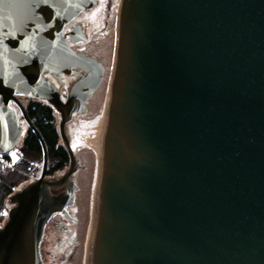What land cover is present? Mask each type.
I'll list each match as a JSON object with an SVG mask.
<instances>
[{
    "label": "water",
    "instance_id": "obj_1",
    "mask_svg": "<svg viewBox=\"0 0 264 264\" xmlns=\"http://www.w3.org/2000/svg\"><path fill=\"white\" fill-rule=\"evenodd\" d=\"M110 1L84 13L88 54L90 44L107 49ZM96 3L0 0V155L22 140L13 104L45 151L41 176L9 199L0 264H43L49 220L74 203L75 156L77 202L94 211L88 264H264V0H121L94 95L93 209L84 115L68 128L71 145L65 126L86 112L103 66L74 53L63 29ZM73 68L87 72L85 92L64 103L44 75ZM20 96L62 115L71 167L61 178L47 176Z\"/></svg>",
    "mask_w": 264,
    "mask_h": 264
},
{
    "label": "flooded vegetation",
    "instance_id": "obj_2",
    "mask_svg": "<svg viewBox=\"0 0 264 264\" xmlns=\"http://www.w3.org/2000/svg\"><path fill=\"white\" fill-rule=\"evenodd\" d=\"M98 1L99 0H97L96 5L93 6L92 8L80 12L76 17H74L70 22H68L63 29V36L66 39V42L68 46L70 47V49L74 53L92 57V58L94 57L89 55L88 53H86L80 48L81 45L85 44L88 41L87 25L83 23L82 20H83L84 13L96 7L98 4ZM102 66H103L102 79L97 89L86 100V103H85L86 112L88 110V107L91 104L92 98L98 92V90L101 88L103 84L104 76H105V68L103 64ZM44 78L48 80L57 89V91L60 94L61 100L64 103H66L72 91L77 92V90H79V92H85L83 85H86L87 83L88 74L86 71H84L81 68H73L70 71V73H65V74L58 75V76L53 75V74H46L44 75ZM19 100L24 106L26 112H27V108L29 107L30 103L34 101L43 102L49 107H51L54 111L57 124H58V129L60 132V123L62 121V115L58 113L49 103L45 101H41L36 98L26 97V96H20ZM13 105L17 107L16 109L18 110L20 114L21 125L22 123H25L27 125V129L30 128L25 118L23 117V114L20 108L16 104H13ZM97 106H99L98 103L96 105V108H98ZM84 114L74 113L71 121L66 124L65 134H66V137L69 143H70V140L67 136L69 126L75 122L76 116L84 115ZM22 139H23V136H22ZM60 141L62 142V145L65 147V143L62 140L61 135H60ZM75 159H76V170L70 177L71 181L75 185L74 203L73 205L68 207L65 210V212L55 213L49 220L45 228L44 237H43L41 247H40V253H41L43 264H88L87 243H88L89 231L87 227L89 226V223H88L89 216L86 219L82 217L81 215L79 216V214L77 213V207H78L77 192L79 189V185L73 179V177L74 175L77 174V172H79L81 168V162L76 158V156H75ZM70 167H71V157L69 155L68 167L64 171L60 173L58 172L53 177H50V178H61L66 172L69 171ZM65 190H67V188L62 187L58 190H54L53 193L58 194ZM83 216H85V214Z\"/></svg>",
    "mask_w": 264,
    "mask_h": 264
},
{
    "label": "trees",
    "instance_id": "obj_3",
    "mask_svg": "<svg viewBox=\"0 0 264 264\" xmlns=\"http://www.w3.org/2000/svg\"><path fill=\"white\" fill-rule=\"evenodd\" d=\"M27 115L45 142L48 152L47 176L53 177L64 171L69 164V154L60 141L54 111L45 103L34 101L27 108ZM17 153L19 159L15 163L19 172H5L0 169V210L5 209L10 197L26 184L28 175L38 176L43 169L45 151L33 129L26 130ZM6 158L11 160L9 155Z\"/></svg>",
    "mask_w": 264,
    "mask_h": 264
},
{
    "label": "rangeland",
    "instance_id": "obj_4",
    "mask_svg": "<svg viewBox=\"0 0 264 264\" xmlns=\"http://www.w3.org/2000/svg\"><path fill=\"white\" fill-rule=\"evenodd\" d=\"M120 4H121V0H111L110 1L111 21H110V34H109V41H108L107 49L103 50L94 44H90L88 47V50L90 52L89 55L93 56L97 60L105 59L110 54V52L114 46V43H115V40L117 37V32H118ZM13 106L15 107V105H13ZM15 108H17V107H15ZM83 121H84V127H85V131H86L85 136L90 137V140H95V138H96V113H95L94 97L91 100V104L88 107L87 112L84 114V120ZM22 126H23V138H24L26 130H27V125L25 123H22ZM22 140L19 143V145L10 154H8L11 157V160H13V162H15L16 160L19 159L17 152H18L19 147L22 144ZM91 145H92L91 143H89L88 141L83 139V147H84V150L86 153V158H87L88 165H89L88 187L86 189V195L88 198V204L93 208V202H94V198H95L94 194L96 191V158H97V153L91 147ZM13 153H15V156L13 155ZM41 173H42V171H41ZM41 173H39L38 176H34L35 180L41 176ZM77 203H78L77 213L79 214V216L81 215L82 217H84L86 219L89 216V219H88L89 226L87 228H88V231L90 233L91 225L93 222L94 211L86 209L81 202H77ZM7 206L10 208L14 207L10 203V200L8 201ZM93 209H95V208H93ZM84 214H85V216H83ZM88 241H89V234H88ZM87 246H88V243H87Z\"/></svg>",
    "mask_w": 264,
    "mask_h": 264
},
{
    "label": "built area",
    "instance_id": "obj_5",
    "mask_svg": "<svg viewBox=\"0 0 264 264\" xmlns=\"http://www.w3.org/2000/svg\"><path fill=\"white\" fill-rule=\"evenodd\" d=\"M0 169H2L5 172H9V171L10 172H19V169H18L16 163L7 159L6 155H2V154L0 155ZM34 180H35L34 176L28 175V181L26 182V184L23 185V187L30 184L31 182H34ZM10 210H11V208L8 206L5 207V209L0 210V225H2V227H0V229L4 228V226L8 222ZM5 212L7 213V215H3V213H5Z\"/></svg>",
    "mask_w": 264,
    "mask_h": 264
},
{
    "label": "bare ground",
    "instance_id": "obj_6",
    "mask_svg": "<svg viewBox=\"0 0 264 264\" xmlns=\"http://www.w3.org/2000/svg\"><path fill=\"white\" fill-rule=\"evenodd\" d=\"M84 140L88 141L89 143H91V147L96 151L97 153V150H96V138L95 140H90V137H84ZM90 145V144H89ZM95 198H94V202H93V208L96 209V205H97V193L95 191V194H94ZM93 223V222H92ZM88 251H89V241H88ZM88 254V253H87ZM87 259H88V255H87Z\"/></svg>",
    "mask_w": 264,
    "mask_h": 264
},
{
    "label": "snow or ice",
    "instance_id": "obj_7",
    "mask_svg": "<svg viewBox=\"0 0 264 264\" xmlns=\"http://www.w3.org/2000/svg\"><path fill=\"white\" fill-rule=\"evenodd\" d=\"M13 155L15 156V153H13ZM3 215H7V213L5 212V213H3ZM0 227H2V225H0Z\"/></svg>",
    "mask_w": 264,
    "mask_h": 264
}]
</instances>
